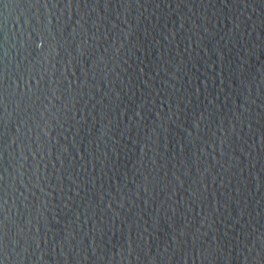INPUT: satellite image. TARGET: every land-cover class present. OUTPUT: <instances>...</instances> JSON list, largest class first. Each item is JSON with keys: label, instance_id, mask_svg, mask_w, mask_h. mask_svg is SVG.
Listing matches in <instances>:
<instances>
[{"label": "water", "instance_id": "95a60500", "mask_svg": "<svg viewBox=\"0 0 264 264\" xmlns=\"http://www.w3.org/2000/svg\"><path fill=\"white\" fill-rule=\"evenodd\" d=\"M0 264H264V0H0Z\"/></svg>", "mask_w": 264, "mask_h": 264}, {"label": "snow or ice", "instance_id": "6c2138e0", "mask_svg": "<svg viewBox=\"0 0 264 264\" xmlns=\"http://www.w3.org/2000/svg\"><path fill=\"white\" fill-rule=\"evenodd\" d=\"M36 2L39 3L40 0H36ZM2 239H3V237H0V243H2Z\"/></svg>", "mask_w": 264, "mask_h": 264}]
</instances>
